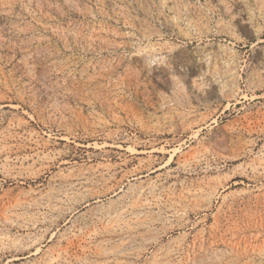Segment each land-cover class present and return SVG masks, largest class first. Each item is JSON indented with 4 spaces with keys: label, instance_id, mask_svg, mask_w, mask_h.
Masks as SVG:
<instances>
[{
    "label": "rangeland",
    "instance_id": "rangeland-1",
    "mask_svg": "<svg viewBox=\"0 0 264 264\" xmlns=\"http://www.w3.org/2000/svg\"><path fill=\"white\" fill-rule=\"evenodd\" d=\"M0 264H264V0H0Z\"/></svg>",
    "mask_w": 264,
    "mask_h": 264
}]
</instances>
